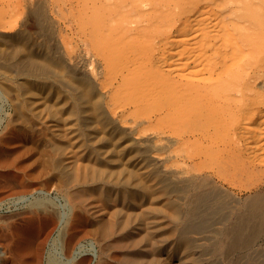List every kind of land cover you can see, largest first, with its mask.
Here are the masks:
<instances>
[{"label":"bare ground","instance_id":"obj_1","mask_svg":"<svg viewBox=\"0 0 264 264\" xmlns=\"http://www.w3.org/2000/svg\"><path fill=\"white\" fill-rule=\"evenodd\" d=\"M0 84L8 264H264V0H0Z\"/></svg>","mask_w":264,"mask_h":264},{"label":"rangeland","instance_id":"obj_2","mask_svg":"<svg viewBox=\"0 0 264 264\" xmlns=\"http://www.w3.org/2000/svg\"><path fill=\"white\" fill-rule=\"evenodd\" d=\"M2 89L3 88L1 87V84H0V96L2 97V98L0 97V130H2L4 128V126L7 122L8 116L12 112V108H11V100L12 99L9 98L11 95L9 94L10 95L9 96L7 93H6L7 95L6 94L4 95L5 91L3 92ZM5 96H7V97H5ZM6 100H7L8 104L6 103ZM239 105L240 106L245 105V101H240ZM175 123H177V120L175 118H173L171 116H167L166 121L162 123V128L161 127H159V128H161L162 130H166V131H168V133L172 134V128L174 127ZM178 125L182 130H188V129L193 130V129H198V127H199L196 120H193L191 118L184 119ZM1 127H3V128L1 129ZM219 138H221V137H219ZM158 143H160V142H158ZM175 145H179V144H175ZM183 147H185V149H187L189 152L190 151L194 152L198 149V144L186 143V144L181 145V148H183ZM174 148H176V147L174 146ZM155 153L158 154V152H155ZM182 153L183 152L181 151V154ZM180 157H181V155H180ZM27 169L28 168H26V170ZM30 169H28V170H30ZM34 169L37 170V168H33L29 172H27L26 170L23 171L24 174L22 177H19V176L17 178L14 177V179H16V180L12 179L13 178L12 174H10L9 177L7 176V178L5 177L6 179L9 178V180H6L5 178H3V181L4 180L11 181V184L14 186V188L11 189L13 191L10 190L11 192L8 191L9 193L6 192L5 194H2V197L0 195V216L1 217H5L6 216L5 214L9 215L10 217L12 215L16 216L17 215L16 213H22V212L26 211V209H28L33 202H37L39 200L44 201L45 199H47L46 200L47 202H50V203L54 202L55 204L54 203L53 204L57 207V209L59 208L58 210L62 214H65L68 211V207H67L68 205H66L67 201L65 200L66 198H65V196H63V193L60 191V188L58 187L54 178H52V173L49 171H47L48 172L47 173L44 170L39 171V169L42 170L41 168H39L37 171ZM32 170H34V172ZM36 172H37V175L39 174V172L40 173L46 172V173H45V175L44 174L41 175L42 174L41 173V174H39L41 176H38L39 178L38 177L35 178L34 174ZM29 173L33 174L34 176L33 177H32V175H31V177H30V175L28 176ZM48 175H49V177H48ZM10 176H12V178H10ZM18 178H20L21 180H19ZM26 178H27V180H25ZM23 179L25 180L26 183H28L29 186L27 188L21 189V188H19L20 183L18 181L23 183V181H24ZM28 179H29V182H28ZM1 181H2V179H1ZM34 181H36V182L39 181L41 184L40 183L36 184ZM52 181H54V182H52ZM42 182L44 183V186H43ZM33 183H34V185H31ZM55 186H57V187H55ZM231 186H232L231 187L232 189H234L235 191H238L237 186H235V185H231ZM17 188H19V189H17ZM41 198H43V199H41ZM62 207H64V208H62ZM64 211H66V212L64 213ZM3 215H5V216H3ZM6 217H8V216H6ZM3 237H6V236L3 235L0 237V264H8V259L11 257V254L9 251V247L7 246L8 245L7 241L5 242V239H7V238H3ZM2 238H3V241H1ZM83 242H84L83 247L84 248L87 247L88 249L86 248V250L87 251L89 250L88 252H92V254L94 253V257H95L94 259H96L97 255L99 253V247L97 246V244L94 241H92V239H85ZM95 253H96V255H95ZM52 256H54V257H52ZM60 257H62V258H60ZM58 258H60L61 260L64 259L63 254H62V247L60 246V243H58L57 241H55V240L52 241V237H51L48 240L47 247H46L45 264H50V263L52 264V260H53V262H56V264L63 263V261H61Z\"/></svg>","mask_w":264,"mask_h":264}]
</instances>
